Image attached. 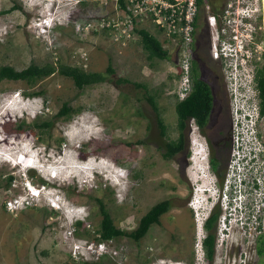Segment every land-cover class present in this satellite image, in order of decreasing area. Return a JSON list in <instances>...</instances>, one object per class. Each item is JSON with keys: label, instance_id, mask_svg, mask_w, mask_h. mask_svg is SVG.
I'll return each mask as SVG.
<instances>
[{"label": "rangeland", "instance_id": "obj_1", "mask_svg": "<svg viewBox=\"0 0 264 264\" xmlns=\"http://www.w3.org/2000/svg\"><path fill=\"white\" fill-rule=\"evenodd\" d=\"M49 16V24L39 26V21ZM113 19L122 26L116 0H0V66L22 69L32 61L53 62L105 72L112 62L116 70L108 80L82 89L59 72L32 83L0 82V264H263L262 255L247 241L227 250V245H218L217 240L214 261L204 259L206 251L202 254L200 249L204 239L200 243L196 210L190 202L197 197L194 204H199V198L215 191L212 178L207 174L205 180L194 178L198 169L193 160L189 168L186 164L191 150L174 157L164 155L166 142L178 135L176 48L164 44L163 34L149 23L150 32L162 40L170 54L150 59L141 36L137 33L125 41L119 27L108 26ZM263 22L264 17L257 20L263 27L257 28L249 45L252 55L247 66L241 70L229 66L226 73V63L221 61L224 78L228 74L233 91L235 146L239 136L242 142L254 127L264 148V116H256L259 90L253 80L264 61ZM206 28L204 23L199 26L196 47L203 56L208 49ZM119 78L129 81L120 82ZM35 91L42 92L34 95ZM148 94L156 96L167 136L161 134ZM66 101L82 111L57 120ZM248 113L256 118L247 125ZM50 119L56 122L49 130L34 125ZM20 126L25 130L19 131ZM198 142L202 143L201 138ZM19 156L30 165L20 162ZM65 159L67 165L62 162ZM51 169L56 177L51 176ZM26 178L40 189L44 179L50 181L44 194L30 197V189L35 187L26 186ZM203 184L211 191H200ZM96 197L104 199L115 223L129 231L155 203L172 197L174 206L140 241L128 236L104 240L99 257L92 249L102 241L98 239L102 215ZM16 198L20 202L9 208V201ZM26 198L29 201L23 205ZM76 207L81 213H76L80 212ZM197 212L203 214V209ZM73 216L84 226L77 227ZM201 232L207 235L206 230L199 229ZM258 233H264V226L255 231ZM85 242L92 247L84 246Z\"/></svg>", "mask_w": 264, "mask_h": 264}, {"label": "built area", "instance_id": "obj_2", "mask_svg": "<svg viewBox=\"0 0 264 264\" xmlns=\"http://www.w3.org/2000/svg\"><path fill=\"white\" fill-rule=\"evenodd\" d=\"M116 1L122 11V26L119 27V22H115L114 19L108 26L119 27L125 41L137 35L138 28L149 30L148 25L152 23L163 34L164 44L176 48L177 63L174 76L178 86L174 90V95L179 100L185 99L190 91L193 53L199 26L202 23L212 31L214 57L221 59L226 66L231 57L238 54L245 61L251 58L249 45L254 42L257 28L263 27L262 24H257V20L261 21L264 17V0H222L218 12L213 10L211 0ZM215 190L217 191L215 206L220 200L223 208V214L218 220V245L226 244L225 238L230 231H234L235 237L248 240L251 231L263 229L264 159H231L226 168L222 189L215 187ZM194 199L197 197L192 199L190 205L196 210L195 219L201 243L206 234L203 235L202 232L200 234L199 228L204 230L206 217L194 208ZM19 201V198L10 200L8 207L13 209L11 205ZM198 201L199 199L196 202ZM87 244L88 247H92V244ZM75 247L80 249V246ZM104 247V242L100 241L98 248H94L99 252L97 256L103 254L100 249ZM202 248L201 244V251ZM202 252L205 253L204 248Z\"/></svg>", "mask_w": 264, "mask_h": 264}, {"label": "trees", "instance_id": "obj_3", "mask_svg": "<svg viewBox=\"0 0 264 264\" xmlns=\"http://www.w3.org/2000/svg\"><path fill=\"white\" fill-rule=\"evenodd\" d=\"M123 2V0H120ZM212 7L214 11H219L222 6V0H211ZM17 8V7H14ZM138 33L141 36L143 48L147 52V56L150 59L154 58H168L169 50L164 47L162 40H160L156 35L151 33L145 28H138ZM55 72H59L65 76L71 77L76 86L79 89L84 88L87 85L96 84L99 82H104L109 79V74H114L116 72L115 68L112 65V62L109 63L105 72L103 71H87L82 66L78 65H69L65 63L56 64L53 62H47L44 64H39L35 61H32L28 66L17 69L12 65H1L0 66V82L4 79L11 80H26L29 82H35L38 79L47 77ZM255 79L257 80V87L259 90L260 98V110L261 115L264 116V61L263 64L258 67L257 73H255ZM118 81H129L127 78H119ZM202 81V80H200ZM202 83V82H201ZM199 83V86L201 85ZM137 86L146 87L144 83L136 82ZM200 90V89H199ZM201 90L204 91V86L201 87ZM42 91L33 92L34 95L41 94ZM191 98L194 99L195 105L197 108H187V99L177 100L176 102V111L178 116V129L180 132V137L175 139H170L166 142V151L164 155L166 157H174L182 151H186L185 139H184V126L185 120L188 114H194L198 117L201 123H206L211 117L212 106L214 103V98L209 93L206 92H193ZM146 99L151 104L157 115V122L160 128L161 134L167 136V125L165 120L160 112L156 96L154 94H148ZM82 111V107L73 106L68 101L64 102L61 109L57 112L56 118L58 119H69L75 114H78ZM55 120H45L41 123H34L35 126L39 127L41 130H49L54 124ZM19 131H24L25 128L20 126ZM212 159H217L215 156ZM13 176L9 177L7 186L10 184ZM47 182V180H43ZM97 203L99 206L100 214L102 215L100 221V227L98 229L100 236L99 240H109L121 236H128L133 238L136 241H140L149 231L150 227L154 223L161 222V216L169 211L174 206V201L172 197L165 198L157 203H155L151 208L141 217L138 226L129 231L119 227L112 216V213L107 207L106 202L102 197H96ZM218 220V211L212 212L210 217L206 220V227L209 232L204 238V243L206 247L207 259L209 263L212 262L215 254V237L214 229ZM77 227L84 226V222L80 219L76 221ZM94 264H100L99 262H94ZM107 264V263H105Z\"/></svg>", "mask_w": 264, "mask_h": 264}, {"label": "flooded vegetation", "instance_id": "obj_4", "mask_svg": "<svg viewBox=\"0 0 264 264\" xmlns=\"http://www.w3.org/2000/svg\"><path fill=\"white\" fill-rule=\"evenodd\" d=\"M206 29H207L206 36L208 41V49L206 51L205 56H203L201 48H196L198 35H199V33H197L193 59H192L191 87L189 93L185 98L187 99L188 109L197 108L194 99L191 98L193 92L196 91L199 93L200 92L204 93L206 91H209V93L214 98V103L212 106L211 117L206 123H201L196 115L188 114L184 126V139H185V146L187 148L186 152H189L191 150L192 141L194 137L197 136V138H201L202 143L204 144L208 154L207 175L212 178L213 187H218L219 189H222L226 168L228 167L230 160L233 159L231 152L232 149L234 150V145H235L236 121H235L234 109L232 107V92H230V85L229 82H227L229 81L228 74H227V79H225L222 70V63H221L222 60L214 57L213 55L212 31L209 27H207ZM226 73H227V68H226ZM199 83H201L200 86ZM203 86H204V91L201 90V87ZM221 100H222V106H221ZM177 131H178V135L176 138L180 137L178 126H177ZM224 152L227 153L226 159H223ZM213 156H215L217 159H212ZM190 157H191V152L189 158ZM186 164H187V168L192 166L191 159H187ZM188 176H189L188 178L190 179V173H188ZM204 187L205 189L211 188L210 186H204ZM189 194H190L189 195L190 198L192 194L191 187ZM215 210L218 211V220H219V218L223 214V208L221 206L220 200L218 201L217 205L214 207L213 212ZM218 220L214 229L215 242L217 241L218 239L217 235L219 234ZM203 229L206 230L208 234L209 230L206 227V222L203 225ZM225 239H226L225 243L227 245V250H229L233 245H236L235 240L237 239V237H235L234 231H230L229 235ZM245 241L249 243L252 249H254L256 252L262 255V258L264 259V233L255 234V231H251L250 238H248V240L242 239L240 243L244 244ZM202 246L206 251L204 240L202 242ZM240 254L243 255V249L241 250ZM215 255L216 254H214V257ZM204 259L208 260L207 253L206 256L204 255ZM212 261H214V258ZM230 264H232V262Z\"/></svg>", "mask_w": 264, "mask_h": 264}, {"label": "clouds", "instance_id": "obj_5", "mask_svg": "<svg viewBox=\"0 0 264 264\" xmlns=\"http://www.w3.org/2000/svg\"><path fill=\"white\" fill-rule=\"evenodd\" d=\"M43 25H45V24H43ZM248 61H250V59L246 60V61L242 60L241 55L238 54L237 56L231 57V62H229V64L226 66V68L228 70V68L230 66L234 70H241V69H243V67L247 66ZM253 80H255V76H254ZM230 89H232V87H230ZM232 93H233V91H232ZM256 98H258V102L260 103L259 92H258ZM256 112H257L256 116L258 115V118L263 117L261 115L260 104H259V106L256 107ZM256 116L254 117L250 113L246 114L245 118L247 120V125H248V123H250L252 121V118H256ZM249 129H250V127L248 126L247 130H249ZM250 133H251V136H250ZM241 134H242V138H243L244 137L243 132H241ZM245 135H249L250 137L244 138L242 140V142H240L239 140L237 141L238 143L236 144V146L234 145L233 159H264V148L261 147V142L259 139L260 138V132L259 131L256 132L254 127H253L252 130L247 131ZM1 138L2 137H0V139ZM239 139H240V136H239ZM192 156H193V158H192ZM195 156H196V159H195ZM191 159H195L193 161L194 165H196L197 162L200 161V163H199L200 168L205 171V174H207V170H208L207 150L205 149V146L203 145V143L198 142L197 136H195L193 141H192ZM197 159H199V161ZM8 160H11V162L13 161L12 159H8ZM47 165H49V164L47 163ZM115 167L119 168L122 166L116 164ZM29 169L33 170V168H29ZM51 176L56 177V175H52V174H51ZM47 180L50 181V179H47ZM49 181L43 182V184H42L43 189H40V187L36 188L34 185H32V182L29 180V178H26L25 184H26V186L30 185L31 187H35V190L39 192V194L37 196H39L40 194L41 195L44 194L46 186L49 185ZM30 190L33 191L32 189H30ZM214 190H215V187H214ZM28 194H29L28 196H30V197L34 196L32 194V192H30ZM56 195L59 196L60 193L57 192ZM216 195H217V191L216 190L214 192L212 191L208 196H205L203 199H201V202H200L201 206L200 207L194 206V208H196L197 210H199L200 208L203 209V215L206 217V220L210 217V215L213 212V209H214L215 203H216ZM28 201L29 200L26 198L23 201V203H26V202L28 203ZM76 208H78V207H76ZM77 210H80V212L77 211L76 213H81V208H78ZM71 212H73V210H71ZM76 213H74V214L78 215ZM73 218L75 219V221L78 220V218H76L74 216H73ZM240 239L237 238L235 240L236 244L240 243V241H239ZM83 245L88 246L87 242H85ZM82 248H83V246H82ZM92 249H93V251H96V249H94V248H92Z\"/></svg>", "mask_w": 264, "mask_h": 264}, {"label": "bare ground", "instance_id": "obj_6", "mask_svg": "<svg viewBox=\"0 0 264 264\" xmlns=\"http://www.w3.org/2000/svg\"><path fill=\"white\" fill-rule=\"evenodd\" d=\"M40 26V25H39ZM3 138H1L0 140H2ZM25 158H27L26 156H25ZM195 158H196V156H195ZM29 159V158H28ZM28 159H24L23 161H28ZM16 161H17V159H16ZM63 163H64V165H67L66 164V162H68V160H64V161H62ZM69 163V162H68ZM17 165V164H16ZM21 165V164H20ZM28 166V165H27ZM69 166V165H68ZM71 166V165H70ZM197 168L198 170H196V171H194V174H193V176H194V178H199V180H205L206 179V174H205V171L204 170H202L201 168H200V166H198V165H194V168ZM192 170V169H191ZM73 171H74V168H73ZM72 171V172H73ZM191 175H192V172H191ZM205 185L203 184V186L202 187H198V189L200 190V191H203L204 193L205 192H207V191H211V190H209V189H205V187H204ZM211 189V188H210ZM34 191V190H33ZM202 192V193H203ZM201 198H199V201L198 202H201V200H200ZM20 202V201H19ZM195 206H198V207H200L201 205H200V203L199 204H194ZM200 230H201V228H199ZM241 256H243V255H241Z\"/></svg>", "mask_w": 264, "mask_h": 264}]
</instances>
